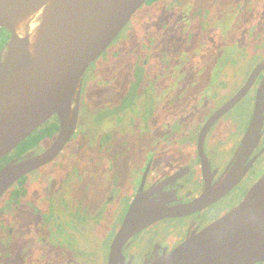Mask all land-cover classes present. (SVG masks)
<instances>
[{
  "label": "flooded vegetation",
  "instance_id": "flooded-vegetation-1",
  "mask_svg": "<svg viewBox=\"0 0 264 264\" xmlns=\"http://www.w3.org/2000/svg\"><path fill=\"white\" fill-rule=\"evenodd\" d=\"M257 2L145 0L137 9H151L142 32L120 34L132 15L113 39L121 43L112 41L86 68L64 146L0 195V264H36V254L51 246L65 251L66 264H98L100 240L107 264L142 195L164 202L167 212L122 239L120 251L128 264L151 262L243 198L264 172V95L257 98L264 16L243 31L258 15ZM150 15L157 21L147 24ZM218 25L220 41L210 44ZM8 38L3 29L0 48ZM98 79L101 87L88 91ZM58 131L52 115L0 158V170L49 148ZM42 169L46 177L35 191Z\"/></svg>",
  "mask_w": 264,
  "mask_h": 264
},
{
  "label": "water",
  "instance_id": "water-1",
  "mask_svg": "<svg viewBox=\"0 0 264 264\" xmlns=\"http://www.w3.org/2000/svg\"><path fill=\"white\" fill-rule=\"evenodd\" d=\"M145 0H0V158L50 116L59 120L52 145L0 170V195L19 176L56 156L72 135L86 68L107 48ZM264 67V61L260 64ZM261 82L258 101L264 91ZM257 116L251 127L256 125ZM226 184H219L224 190ZM140 196L111 245L107 264H128L120 241L161 217L165 203ZM147 207V208H146ZM264 260V172L225 214L142 264H251Z\"/></svg>",
  "mask_w": 264,
  "mask_h": 264
},
{
  "label": "rangeland",
  "instance_id": "rangeland-1",
  "mask_svg": "<svg viewBox=\"0 0 264 264\" xmlns=\"http://www.w3.org/2000/svg\"><path fill=\"white\" fill-rule=\"evenodd\" d=\"M255 5V4H254ZM256 9H257V12H258V15L257 17H255L254 19H251V18H248L246 21H244V24H243V31L245 32V29H250L251 26L253 25H256L257 22L258 23H261V20L263 18V13H264V0H258L257 4H256ZM151 9H149L148 7L146 9H143V10H137L132 18H131V24H128L126 26V28L120 32V34H123V33H129L132 29H135L136 31H139V32H142L141 30L143 29V20L144 18L146 17V12H149ZM262 13V14H261ZM153 21H157L154 17V15H150L149 17V20H148V23L147 24H151ZM158 23L156 24H152V28H156L158 27L157 25ZM132 27V29H131ZM222 26L221 25H218L216 26V30L215 32H213L214 35H211V38L213 40L210 41V44H215V43H218L220 40H217L219 38H221V35L219 34V29L221 28ZM128 29V30H127ZM3 29L0 28V33ZM127 30V31H126ZM119 34V35H120ZM124 35V34H123ZM121 36V35H120ZM121 43V39L120 40H117L116 39L113 41L112 44H119ZM137 42L135 41H132L130 43V46L136 44ZM171 42H169V44L167 45H170ZM0 44H1V39H0ZM105 65L108 67L109 69V65L105 63ZM115 70V69H114ZM116 71V70H115ZM115 77L117 78H123V75L121 73H117L115 74ZM96 82L98 84H102L103 81L98 79L97 81H92L90 83V85L87 87L88 91H97L99 87H101L100 85L96 84ZM45 177H46V169H42L40 171V173L38 174V176H36V182H33V188L34 190H39V188L41 187V182L45 180ZM60 248V247H59ZM56 248V247H53L51 246L48 250L49 251V254L48 253H38L36 254V264H66L63 260V256L65 254V251L62 249V248ZM103 249H104V242H102V240H100L99 242V245L97 246V251H96V257L98 258V261L97 263L98 264H101L102 262V254H103ZM46 257V263L42 262L43 258ZM42 258V259H41ZM64 262V263H63ZM68 264H70L69 261H67Z\"/></svg>",
  "mask_w": 264,
  "mask_h": 264
}]
</instances>
